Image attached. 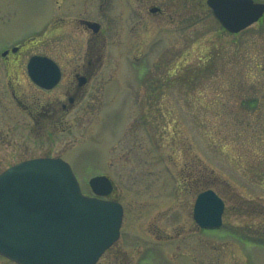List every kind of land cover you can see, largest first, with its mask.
<instances>
[{
  "label": "rangeland",
  "instance_id": "374dc122",
  "mask_svg": "<svg viewBox=\"0 0 264 264\" xmlns=\"http://www.w3.org/2000/svg\"><path fill=\"white\" fill-rule=\"evenodd\" d=\"M81 1L0 0V46L34 35L0 63V171L60 156L84 193L89 176L108 175L106 197L124 216L96 264H264V13L232 33L206 0L137 1L140 16L127 0H107L92 16L101 22L102 67L81 102L49 117L32 104L66 101L92 42L72 17L101 0ZM31 53L56 57L66 79L37 88L24 65ZM204 186L224 199L219 227L193 218ZM0 264L16 263L0 256Z\"/></svg>",
  "mask_w": 264,
  "mask_h": 264
},
{
  "label": "water",
  "instance_id": "95a60500",
  "mask_svg": "<svg viewBox=\"0 0 264 264\" xmlns=\"http://www.w3.org/2000/svg\"><path fill=\"white\" fill-rule=\"evenodd\" d=\"M229 31L256 21L263 3L252 0H207ZM53 62L32 56L31 78L42 86L56 82ZM93 191L107 193L110 180H89ZM224 202L212 189L200 192L193 216L202 227L221 224ZM122 207L81 193L69 164L61 158L21 161L0 173V253L20 264H94L119 235Z\"/></svg>",
  "mask_w": 264,
  "mask_h": 264
},
{
  "label": "flooded vegetation",
  "instance_id": "af4514ba",
  "mask_svg": "<svg viewBox=\"0 0 264 264\" xmlns=\"http://www.w3.org/2000/svg\"><path fill=\"white\" fill-rule=\"evenodd\" d=\"M85 0H82L81 3H83ZM107 1V0H101L100 2L97 3L96 8L93 9V11L91 10V13L88 12L87 16H74L72 17L76 22H77V27L79 28V30L83 33H85L88 37H90L89 39L92 40V42H90V45L88 46V49L85 53V61L81 62V64L77 61L76 65L78 66L77 68L74 69V71H72V73H70V79H73V81H71L68 84V88H70V90L64 91L63 96L64 98H66V101L64 100H59L60 103L58 104V102L55 105H41L40 103L38 104H32L31 108H35L41 111L40 113L44 115H48L49 117H53V115L59 114L63 111H69L75 104L76 102H81L82 99V90L83 87L86 86L89 81L91 76L98 70V68L102 67V60H103V46H102V40H98V33L100 32L101 29V22L95 18H93L92 16H94V14L102 9L103 7V3ZM139 1V3L143 4V2H145V0H127L128 4L132 5L133 7V11L136 12L137 14H139V12L141 13L143 9H141L142 7H136L133 6V3ZM70 2H72L74 4V0H70ZM134 3V4H135ZM157 4H148V11L153 12L157 15H161V17L165 16L167 9H165L163 6H159ZM94 12V14H93ZM145 12V11H144ZM55 16V15H54ZM140 16V14H139ZM53 22H55V18L52 17ZM51 20V22H52ZM134 26V25H133ZM136 28V27H135ZM146 32V31H145ZM144 33V37L142 38L141 36L139 37L141 41V44H145V40H146V35L147 33ZM33 37L34 35L28 36V42L26 43H22V41L25 38H19L15 41H12L11 43H4L3 45L0 46V63H7V60L9 59V57H14L16 56L19 52H21V50L23 48H25L27 46V44H29L30 42L33 41ZM18 46L17 49H15V47ZM14 49V50H13ZM33 54H39V53H31L27 56L26 61H25V69H26V65L28 62V59L30 58L31 55ZM48 57H50L59 67L60 69V76H59V80L57 82V84H59L61 82V80L66 79V73L65 71L62 69L61 64L59 63V61L57 60L56 57L54 56H50L47 55ZM11 57V58H12ZM79 58L77 57V60ZM17 65H20V62H18V60H15L13 66L17 67ZM84 65H88V69L87 70H81V66ZM32 81V80H31ZM32 83L39 89H43V90H48L46 88H43L41 86H39L38 84H36L35 82L32 81ZM56 84V85H57ZM55 85V86H56ZM52 89V88H50ZM43 107V108H42ZM194 181H197L198 185L199 183V176H196V178L194 179Z\"/></svg>",
  "mask_w": 264,
  "mask_h": 264
},
{
  "label": "trees",
  "instance_id": "16d2710c",
  "mask_svg": "<svg viewBox=\"0 0 264 264\" xmlns=\"http://www.w3.org/2000/svg\"><path fill=\"white\" fill-rule=\"evenodd\" d=\"M200 176H201V175H200ZM200 176H199V177H200ZM201 177H202V176H201Z\"/></svg>",
  "mask_w": 264,
  "mask_h": 264
},
{
  "label": "bare ground",
  "instance_id": "6f19581e",
  "mask_svg": "<svg viewBox=\"0 0 264 264\" xmlns=\"http://www.w3.org/2000/svg\"><path fill=\"white\" fill-rule=\"evenodd\" d=\"M48 27V26H47Z\"/></svg>",
  "mask_w": 264,
  "mask_h": 264
}]
</instances>
